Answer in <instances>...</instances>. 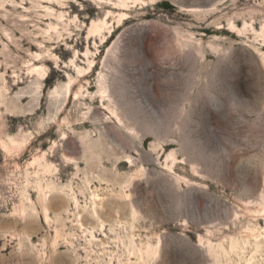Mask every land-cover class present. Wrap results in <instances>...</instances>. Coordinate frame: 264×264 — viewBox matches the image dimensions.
<instances>
[{"label": "rangeland", "instance_id": "374dc122", "mask_svg": "<svg viewBox=\"0 0 264 264\" xmlns=\"http://www.w3.org/2000/svg\"><path fill=\"white\" fill-rule=\"evenodd\" d=\"M0 264H264V0H0Z\"/></svg>", "mask_w": 264, "mask_h": 264}, {"label": "bare ground", "instance_id": "6f19581e", "mask_svg": "<svg viewBox=\"0 0 264 264\" xmlns=\"http://www.w3.org/2000/svg\"><path fill=\"white\" fill-rule=\"evenodd\" d=\"M40 69H38V68H34V71H39Z\"/></svg>", "mask_w": 264, "mask_h": 264}]
</instances>
